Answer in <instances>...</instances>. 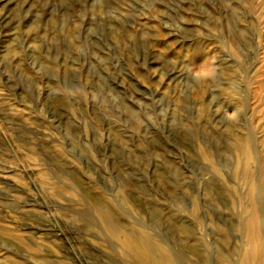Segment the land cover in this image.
<instances>
[{"label":"rangeland","instance_id":"rangeland-1","mask_svg":"<svg viewBox=\"0 0 264 264\" xmlns=\"http://www.w3.org/2000/svg\"><path fill=\"white\" fill-rule=\"evenodd\" d=\"M249 212L264 244V0H0V264H140L108 216L235 264Z\"/></svg>","mask_w":264,"mask_h":264},{"label":"bare ground","instance_id":"bare-ground-1","mask_svg":"<svg viewBox=\"0 0 264 264\" xmlns=\"http://www.w3.org/2000/svg\"><path fill=\"white\" fill-rule=\"evenodd\" d=\"M98 211L99 214L104 213L103 209L100 207L98 208ZM108 217V220H105V218L102 217V220L106 224L107 228L113 234H117L119 232L122 233V240L124 242H129L131 246H134L135 251L138 254L140 264H172L171 260L166 254H160L157 252L159 249L158 246L149 236H146L144 232H142L141 235H135L128 227L124 226L125 224L123 225L121 224L122 222L119 223L113 220L110 216ZM241 227L245 229V234L243 236L244 245L243 248L237 253L236 263L264 264V244L260 242L258 237V231L255 224V215L253 212L248 213V216L241 224ZM222 258L226 264L231 263V260L227 256H222ZM49 264L59 263L57 261H51ZM61 264H63V262Z\"/></svg>","mask_w":264,"mask_h":264},{"label":"clouds","instance_id":"clouds-1","mask_svg":"<svg viewBox=\"0 0 264 264\" xmlns=\"http://www.w3.org/2000/svg\"><path fill=\"white\" fill-rule=\"evenodd\" d=\"M187 74L191 77V80L195 83L215 82L219 78V70L213 62L205 60L199 65H189L186 67ZM229 120L237 119V113L235 111L230 112L228 116Z\"/></svg>","mask_w":264,"mask_h":264}]
</instances>
